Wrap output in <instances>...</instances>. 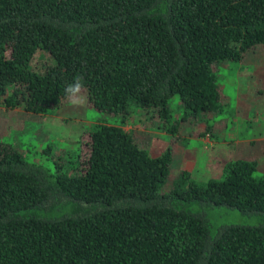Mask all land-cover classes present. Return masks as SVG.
I'll use <instances>...</instances> for the list:
<instances>
[{"label": "trees", "instance_id": "16d2710c", "mask_svg": "<svg viewBox=\"0 0 264 264\" xmlns=\"http://www.w3.org/2000/svg\"><path fill=\"white\" fill-rule=\"evenodd\" d=\"M263 46L264 0H0L2 106L44 114L85 89L90 106L120 117L95 123L75 156L47 144L40 162L0 139V264H264L255 160L201 184L173 172L171 148L153 155L123 128L145 109L164 131L192 117L212 136L213 67ZM221 206L261 223L211 235L205 209Z\"/></svg>", "mask_w": 264, "mask_h": 264}, {"label": "rangeland", "instance_id": "374dc122", "mask_svg": "<svg viewBox=\"0 0 264 264\" xmlns=\"http://www.w3.org/2000/svg\"><path fill=\"white\" fill-rule=\"evenodd\" d=\"M213 71L222 95L220 111L209 121L217 129L212 136H199L198 126L189 122L194 121L192 117L180 124L179 132L164 131L158 125L159 118L145 114V109L132 112L123 128L131 130L153 155L171 148L179 161L173 172L186 168L191 178L201 184L209 178L222 177L223 166L236 159L255 160L253 175L264 177V51L259 49L242 61L219 63ZM85 92L81 89L65 105L44 114L0 104V139L12 142L29 159L40 162L45 159L41 149L47 144L57 156H75L94 124L108 120L106 114L88 104ZM178 102V97L173 96L169 105L176 109ZM119 118L108 123L119 124ZM205 214L211 235L222 226L261 223L256 215L225 206L205 209Z\"/></svg>", "mask_w": 264, "mask_h": 264}]
</instances>
